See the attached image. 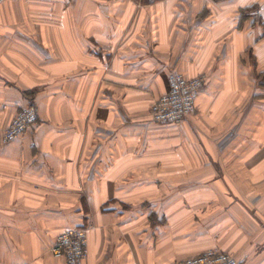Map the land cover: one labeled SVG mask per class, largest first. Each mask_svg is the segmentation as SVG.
<instances>
[{
  "label": "crops",
  "instance_id": "0c3cea01",
  "mask_svg": "<svg viewBox=\"0 0 264 264\" xmlns=\"http://www.w3.org/2000/svg\"><path fill=\"white\" fill-rule=\"evenodd\" d=\"M173 70L205 84L155 124ZM74 226L82 264H264V0H0V264Z\"/></svg>",
  "mask_w": 264,
  "mask_h": 264
},
{
  "label": "built area",
  "instance_id": "2783aa9c",
  "mask_svg": "<svg viewBox=\"0 0 264 264\" xmlns=\"http://www.w3.org/2000/svg\"><path fill=\"white\" fill-rule=\"evenodd\" d=\"M202 76L185 78L173 70L168 75V89L150 106V118L155 124L177 125L195 113V98L203 88ZM37 120L36 108L27 105L21 108L11 120L2 135V142L7 144L31 129ZM54 257L62 258L65 264H82L89 254L87 229L71 227L59 234L50 247ZM173 264H240L231 254L218 249H209L201 254Z\"/></svg>",
  "mask_w": 264,
  "mask_h": 264
},
{
  "label": "trees",
  "instance_id": "16d2710c",
  "mask_svg": "<svg viewBox=\"0 0 264 264\" xmlns=\"http://www.w3.org/2000/svg\"><path fill=\"white\" fill-rule=\"evenodd\" d=\"M147 1H149V0H147ZM150 1H152V0H150ZM83 263V262H82Z\"/></svg>",
  "mask_w": 264,
  "mask_h": 264
}]
</instances>
